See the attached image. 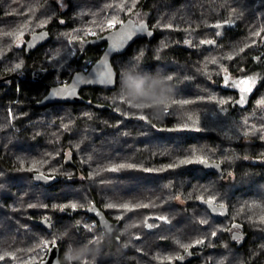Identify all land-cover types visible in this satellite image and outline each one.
<instances>
[{
	"label": "trees",
	"instance_id": "1",
	"mask_svg": "<svg viewBox=\"0 0 264 264\" xmlns=\"http://www.w3.org/2000/svg\"><path fill=\"white\" fill-rule=\"evenodd\" d=\"M64 1L0 0V264H38L45 243L63 264H179L197 241L184 264H264V0ZM129 19L152 36L115 56L114 89L36 105ZM241 70L259 76L243 101L223 85ZM129 78L152 96L134 98ZM94 203L113 234L86 211Z\"/></svg>",
	"mask_w": 264,
	"mask_h": 264
},
{
	"label": "water",
	"instance_id": "2",
	"mask_svg": "<svg viewBox=\"0 0 264 264\" xmlns=\"http://www.w3.org/2000/svg\"><path fill=\"white\" fill-rule=\"evenodd\" d=\"M219 25H221V27L214 26V28L219 31V36H221L224 30L228 27V24ZM126 34H129L130 38L122 39ZM151 36L152 30L148 22L144 20L129 19L102 36L94 39L93 42L96 44H105V49L98 60L91 65L88 71L76 73L69 83L50 87L48 93L38 101L36 105L41 107L54 103H77L82 100L81 91L88 87H98L108 90L114 89L117 85L118 78V71L113 64L115 56L124 54L136 40L150 38ZM38 45L39 43L31 44L27 47V50L35 49ZM101 72H108L111 74V83L100 82L99 74ZM73 88L75 89V94L67 95L66 93ZM247 97L248 93H245V98ZM43 177L46 176L42 173H35L34 181L36 183L47 184V179H44ZM86 211L96 218L100 229L108 234H113L119 227V223H116L113 226V222L107 217L106 213L95 203L88 206ZM40 223L48 230L52 228V223L47 218L42 219ZM233 226L238 227L233 231L232 236L234 239H239L240 237L245 236L241 224L235 223ZM160 227V225H157L154 229L158 230ZM243 242L244 241L241 240L239 245H242ZM205 244V241H203V243H196L193 248L186 251L185 255L179 256L177 262L179 264H184L186 261L198 258L199 255L194 253L193 249H202ZM38 264H63L61 261L60 246L57 244L51 246L46 258Z\"/></svg>",
	"mask_w": 264,
	"mask_h": 264
},
{
	"label": "rangeland",
	"instance_id": "3",
	"mask_svg": "<svg viewBox=\"0 0 264 264\" xmlns=\"http://www.w3.org/2000/svg\"><path fill=\"white\" fill-rule=\"evenodd\" d=\"M59 3H60L61 7H63V8L67 7V3L64 0H59ZM113 25H114V23H112L111 25L108 23L106 26L112 27ZM106 26H103L104 29ZM87 31H89V34H92V35H94L97 32V31H95V29H88ZM263 41H264V35H263ZM72 47H73V53L75 55L76 54V48L73 45H72ZM250 78L252 80H254V84L251 85V91L250 92H252L259 82V76L255 73L244 72V70H241L237 74H228V73L225 74V79H224L223 85L239 90L241 93V96L242 95L244 96L245 93H242L241 89L247 87L248 85L240 84V81L248 80ZM250 92H246V93H250ZM154 226H156V225H154ZM47 247H48V244L45 243L41 248V250L43 252H46V254L48 253V250H49Z\"/></svg>",
	"mask_w": 264,
	"mask_h": 264
},
{
	"label": "snow or ice",
	"instance_id": "4",
	"mask_svg": "<svg viewBox=\"0 0 264 264\" xmlns=\"http://www.w3.org/2000/svg\"><path fill=\"white\" fill-rule=\"evenodd\" d=\"M112 23H114V21H110L109 24L111 25ZM216 27H221V25H216ZM217 35H219V33H217ZM256 35H259V33H257ZM130 38L129 34H126L122 39H127ZM202 43H212V41H202ZM21 65L17 64L16 68H20ZM100 77V82L101 83H111V74L108 72H101L99 74ZM169 79H171V77H169ZM240 84H244V85H248L245 88H242L241 91L242 93H246V92H250L251 91V85L254 84V80H252L251 78L248 80H242L240 81ZM67 95H74L75 94V89H71L69 90L67 93ZM245 99V97L242 95L241 96V101H243ZM191 161H181V163H190ZM200 163H206V161L203 158H200L199 160ZM44 179H47V177H43ZM209 203H211V201H209ZM72 208H76L77 205L72 204L70 205ZM161 219H165V218H161ZM261 223H264V217L261 218ZM151 227V226H149ZM213 235H215V233H213ZM197 243H203V241H197ZM185 248H187V246H184ZM5 257L4 256H0V260H3Z\"/></svg>",
	"mask_w": 264,
	"mask_h": 264
},
{
	"label": "clouds",
	"instance_id": "5",
	"mask_svg": "<svg viewBox=\"0 0 264 264\" xmlns=\"http://www.w3.org/2000/svg\"><path fill=\"white\" fill-rule=\"evenodd\" d=\"M127 86L130 90L131 95L134 98H138L141 96L150 97L152 96V93L150 91H145L144 84L142 81H136L131 78H129L127 82ZM72 257L69 256L68 259H71Z\"/></svg>",
	"mask_w": 264,
	"mask_h": 264
},
{
	"label": "flooded vegetation",
	"instance_id": "6",
	"mask_svg": "<svg viewBox=\"0 0 264 264\" xmlns=\"http://www.w3.org/2000/svg\"><path fill=\"white\" fill-rule=\"evenodd\" d=\"M113 226H114V224H113ZM233 230H234V228H233ZM233 230L231 231L232 234H233ZM241 238H242V237H240L239 239H234V238H233V242H235V244H236V243H239V242L241 241Z\"/></svg>",
	"mask_w": 264,
	"mask_h": 264
}]
</instances>
